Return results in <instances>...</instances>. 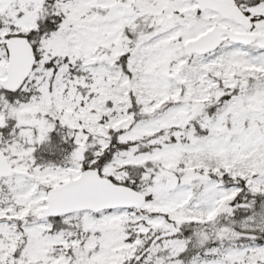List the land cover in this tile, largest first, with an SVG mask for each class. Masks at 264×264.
Wrapping results in <instances>:
<instances>
[{
	"label": "snow or ice",
	"instance_id": "1",
	"mask_svg": "<svg viewBox=\"0 0 264 264\" xmlns=\"http://www.w3.org/2000/svg\"><path fill=\"white\" fill-rule=\"evenodd\" d=\"M260 196L264 0H0V264H264Z\"/></svg>",
	"mask_w": 264,
	"mask_h": 264
},
{
	"label": "rangeland",
	"instance_id": "2",
	"mask_svg": "<svg viewBox=\"0 0 264 264\" xmlns=\"http://www.w3.org/2000/svg\"><path fill=\"white\" fill-rule=\"evenodd\" d=\"M69 131L66 126L57 124L56 128L49 134V139L36 148L34 157L38 164L63 165L65 159L77 147L74 137L69 136Z\"/></svg>",
	"mask_w": 264,
	"mask_h": 264
},
{
	"label": "trees",
	"instance_id": "3",
	"mask_svg": "<svg viewBox=\"0 0 264 264\" xmlns=\"http://www.w3.org/2000/svg\"><path fill=\"white\" fill-rule=\"evenodd\" d=\"M257 200H258L259 202H264V196L257 197Z\"/></svg>",
	"mask_w": 264,
	"mask_h": 264
}]
</instances>
